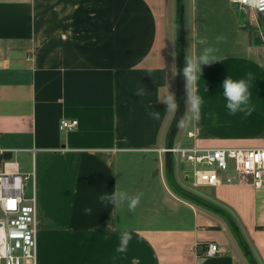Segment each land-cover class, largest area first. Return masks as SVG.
Segmentation results:
<instances>
[{
	"label": "crops",
	"instance_id": "obj_1",
	"mask_svg": "<svg viewBox=\"0 0 264 264\" xmlns=\"http://www.w3.org/2000/svg\"><path fill=\"white\" fill-rule=\"evenodd\" d=\"M185 1L180 21L181 0H0V172L12 161L34 172L37 264H264V187L187 192L183 163L160 151L174 142L173 110L157 100L172 92L182 24L190 58L213 45L222 60L202 65L193 142L263 146L264 14ZM227 75L250 81L251 115L229 113ZM61 118L78 123L60 130ZM115 188L137 207L100 208ZM123 226L132 240L118 252ZM208 242L220 251L204 256Z\"/></svg>",
	"mask_w": 264,
	"mask_h": 264
},
{
	"label": "built area",
	"instance_id": "obj_2",
	"mask_svg": "<svg viewBox=\"0 0 264 264\" xmlns=\"http://www.w3.org/2000/svg\"><path fill=\"white\" fill-rule=\"evenodd\" d=\"M233 3V0H232ZM243 11L264 14L248 7L246 0L233 3ZM264 44V32H260ZM75 118H61L60 130L75 128ZM197 127L186 131L187 138L195 139ZM161 152L176 154L184 163L183 175L193 186L216 187L222 185L264 187L263 146H202L174 143ZM187 165V166H186ZM26 188L31 194H26ZM36 202L34 172H19L15 162H5L0 172V264H37ZM215 242H208L204 256L220 251Z\"/></svg>",
	"mask_w": 264,
	"mask_h": 264
},
{
	"label": "clouds",
	"instance_id": "obj_3",
	"mask_svg": "<svg viewBox=\"0 0 264 264\" xmlns=\"http://www.w3.org/2000/svg\"><path fill=\"white\" fill-rule=\"evenodd\" d=\"M248 7L255 8L261 12H264V0H246ZM233 3L238 4L239 0H233ZM222 36H217L216 40H222ZM216 48L213 45H208L199 50L195 58H185V62L182 68L173 76L177 74L183 76L186 81V95L185 103L188 105L191 116L189 119L200 120L202 105L204 104V98L199 94L196 87L198 80L202 77L203 64H210L217 61H222L220 57L216 55ZM152 69H148L147 73H151ZM222 87V96L226 101V108L229 113L235 115L242 113L245 116L251 115L254 110V105L251 101L250 81L246 78L233 79L231 76H226L220 83ZM145 89L137 90L136 94L139 96L143 94ZM157 100L165 105L166 110H175L177 108L176 96L170 90L162 95H158ZM148 117L154 120H159L161 113L159 110H150L147 113ZM100 204V208H106L109 205L115 207L126 203L127 208L131 211L134 210L140 202V197L130 196L126 190L116 188L111 191H104L97 197ZM87 215L93 214V208L86 205L83 209ZM132 240V231L127 227H121L119 231V245L118 252H125L127 250L129 242Z\"/></svg>",
	"mask_w": 264,
	"mask_h": 264
},
{
	"label": "rangeland",
	"instance_id": "obj_4",
	"mask_svg": "<svg viewBox=\"0 0 264 264\" xmlns=\"http://www.w3.org/2000/svg\"><path fill=\"white\" fill-rule=\"evenodd\" d=\"M178 12L180 14V21L184 18L185 11L187 10V3L185 0H181L178 5ZM178 46H174V65L171 74V84L170 88L176 96L177 108L173 110V116L170 123H173V129L171 130V136L174 137V143L180 141L181 144H192L193 139H187L185 133L188 130V122L190 121L189 117L191 116L188 105L185 103L186 95V81L183 76L177 74L173 77L180 68L183 67L185 58L189 57V46L186 44V27L180 24V30L178 31ZM190 58V57H189ZM184 165V163H183ZM185 166V165H184ZM187 166V165H186ZM184 176V175H183ZM184 181L186 186L190 189H187L189 193L192 192L193 188H204L208 187L202 186H193L185 177ZM240 186V185H238ZM30 189L26 188V191Z\"/></svg>",
	"mask_w": 264,
	"mask_h": 264
}]
</instances>
